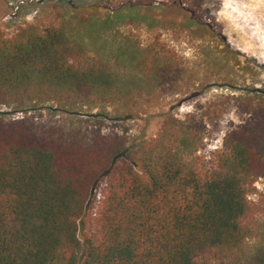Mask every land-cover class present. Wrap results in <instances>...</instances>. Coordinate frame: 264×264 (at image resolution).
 I'll return each instance as SVG.
<instances>
[{"label": "trees", "instance_id": "16d2710c", "mask_svg": "<svg viewBox=\"0 0 264 264\" xmlns=\"http://www.w3.org/2000/svg\"><path fill=\"white\" fill-rule=\"evenodd\" d=\"M119 20L29 26L1 40L0 104H132L168 66L128 41L118 65L93 59ZM258 94L210 163L195 114L167 116L155 138L133 145L101 128L65 134L0 120V264H264V248L242 256L249 196L264 178Z\"/></svg>", "mask_w": 264, "mask_h": 264}, {"label": "rangeland", "instance_id": "374dc122", "mask_svg": "<svg viewBox=\"0 0 264 264\" xmlns=\"http://www.w3.org/2000/svg\"><path fill=\"white\" fill-rule=\"evenodd\" d=\"M243 1L0 0V41L29 26L114 15L119 23L99 41L93 59L118 65L117 51L128 41L154 51L161 69L168 66L160 81L148 79L136 89L129 105L0 104V120H26L65 134L101 128L133 145L155 138L167 116L195 114L206 124L201 155L210 163L228 133L250 119L252 97L264 93V0ZM106 188L102 180L94 190L91 213L99 211ZM249 200L244 257L264 248V178Z\"/></svg>", "mask_w": 264, "mask_h": 264}, {"label": "crops", "instance_id": "0c3cea01", "mask_svg": "<svg viewBox=\"0 0 264 264\" xmlns=\"http://www.w3.org/2000/svg\"><path fill=\"white\" fill-rule=\"evenodd\" d=\"M222 1H224V0H222ZM225 1H227V0H225ZM229 1V0H228ZM238 2H240V1H243V0H237ZM247 1V0H246ZM246 1H243V2H246Z\"/></svg>", "mask_w": 264, "mask_h": 264}]
</instances>
